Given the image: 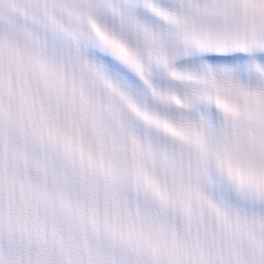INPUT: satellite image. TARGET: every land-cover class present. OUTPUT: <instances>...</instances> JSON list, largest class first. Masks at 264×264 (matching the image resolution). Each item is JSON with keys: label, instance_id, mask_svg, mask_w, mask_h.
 Returning <instances> with one entry per match:
<instances>
[{"label": "snow or ice", "instance_id": "6c2138e0", "mask_svg": "<svg viewBox=\"0 0 264 264\" xmlns=\"http://www.w3.org/2000/svg\"><path fill=\"white\" fill-rule=\"evenodd\" d=\"M0 264H264V0H0Z\"/></svg>", "mask_w": 264, "mask_h": 264}]
</instances>
